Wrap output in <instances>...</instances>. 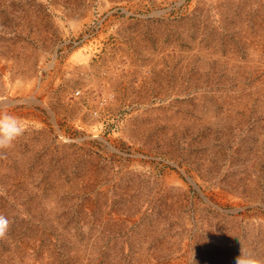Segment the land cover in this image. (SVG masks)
<instances>
[{
  "label": "rangeland",
  "instance_id": "rangeland-1",
  "mask_svg": "<svg viewBox=\"0 0 264 264\" xmlns=\"http://www.w3.org/2000/svg\"><path fill=\"white\" fill-rule=\"evenodd\" d=\"M0 264H264V0H0Z\"/></svg>",
  "mask_w": 264,
  "mask_h": 264
},
{
  "label": "clouds",
  "instance_id": "clouds-1",
  "mask_svg": "<svg viewBox=\"0 0 264 264\" xmlns=\"http://www.w3.org/2000/svg\"><path fill=\"white\" fill-rule=\"evenodd\" d=\"M26 125L21 118L10 112L7 107H0V153L13 147L15 141L24 135ZM10 227L9 219L0 214V239L7 236ZM236 264H259L253 257L240 255Z\"/></svg>",
  "mask_w": 264,
  "mask_h": 264
}]
</instances>
